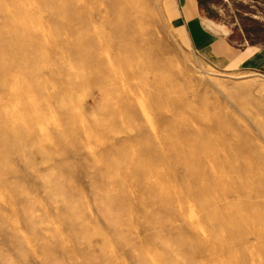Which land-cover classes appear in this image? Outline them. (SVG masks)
I'll return each mask as SVG.
<instances>
[{"label": "rangeland", "instance_id": "obj_1", "mask_svg": "<svg viewBox=\"0 0 264 264\" xmlns=\"http://www.w3.org/2000/svg\"><path fill=\"white\" fill-rule=\"evenodd\" d=\"M174 2L0 0V264H210L192 244L189 259L179 204L198 193V156L214 147L198 133L218 117L264 150V71L205 63L176 36ZM197 2L210 28L264 52V0ZM91 30L96 58L117 39L121 55L110 59L142 70L153 106L137 92L144 99L135 95L141 108L129 116L104 81L77 74L83 58L72 45ZM157 104L170 116L159 118ZM259 169L239 196L257 239L245 249L225 238L238 255L225 264H264ZM189 208L199 215L198 203Z\"/></svg>", "mask_w": 264, "mask_h": 264}, {"label": "bare ground", "instance_id": "obj_2", "mask_svg": "<svg viewBox=\"0 0 264 264\" xmlns=\"http://www.w3.org/2000/svg\"><path fill=\"white\" fill-rule=\"evenodd\" d=\"M80 30L82 32L81 28ZM112 31L114 34L116 33L115 31H118L117 25L113 24ZM112 31L109 32L112 33ZM117 38L119 40V37ZM82 39L85 44L83 43L84 45H81L78 40L75 43L73 42L72 49H78L77 52L82 55L83 58L81 63L86 64L87 71H84L80 63L77 74L81 75L83 78L91 80V86L93 87L98 86L100 81H104L106 86H103L102 90L119 97L122 105L121 112H125V114L129 116H134L135 112L137 114L139 113L137 108L139 106V103H137L139 99L137 100L136 98L137 102L135 101V95L136 97L138 96L137 92H145L147 94L146 98L148 102L153 106V101L156 98L159 99L156 96L157 91L153 89L155 86L150 88L137 78L136 72L141 75L142 70L140 68L135 69L128 66L126 63L124 69H122V65H119V63L117 65L110 59L107 51H111L114 57L121 55V44L117 39L112 41L117 50L116 48L114 49V47H111V44L103 43V47L100 49L101 52H103V55L99 58H96L95 44H97V42L94 40V31L91 30L86 32L83 34ZM134 52L135 51H133V53ZM128 77H130L131 81L133 80V87L126 85L125 82L129 80ZM175 77H182L180 70L175 73ZM80 79L82 78L76 76L71 78L75 83L80 81ZM124 79L127 80L125 81ZM68 87L73 88L70 82H68ZM102 90L98 94L99 98H102ZM142 93L140 96L143 98ZM140 96L138 97L140 98ZM141 103H143V101H141ZM144 106H142V108ZM175 106L178 107V105ZM156 107V112L159 114V118L166 119L167 116H170V110L168 107L159 106L158 104ZM147 112H149L148 109ZM139 115H141V113ZM145 118L149 120L148 117ZM176 118L178 117L176 116ZM184 121L186 122V120ZM189 122L193 121L191 120ZM57 123L59 126V122ZM210 125L212 126V129H201L198 133L200 140H208L214 144V147L209 150L208 153L205 154L202 152V154L200 153L198 156V159H200V165L196 170V176L194 175L196 179H198V193L180 200L179 204L182 208L181 219L183 237L186 253L188 257H190L189 259L193 258L195 254L198 253L199 255L211 258L210 264H225L228 260H232L234 255H237V253H235L237 252V249L235 248L233 240L226 243L223 241L225 238L229 237L230 239H236L238 247L245 249L251 245V238L257 239L256 235L258 232L256 231V228L254 227L252 229L250 226H254L255 224L253 217L248 213V204L239 202V196L242 197L244 196L242 193L245 194L247 192L246 179H248L247 176L252 167L261 172L259 168L260 166H264V150L256 141L247 139L245 136L241 135L234 126H226V123L219 120L218 117H216V122ZM143 128L142 124L136 126L138 131ZM198 137L195 140H198ZM191 203L199 204V215L197 213H192L193 211L189 208ZM201 218L203 219L205 226L200 225L198 222ZM260 221L261 217L259 216V224ZM258 229L257 226V230ZM190 244L198 247L197 253L188 251Z\"/></svg>", "mask_w": 264, "mask_h": 264}, {"label": "crops", "instance_id": "obj_3", "mask_svg": "<svg viewBox=\"0 0 264 264\" xmlns=\"http://www.w3.org/2000/svg\"><path fill=\"white\" fill-rule=\"evenodd\" d=\"M173 23L178 39L209 66L230 70L264 71V52L248 43L239 46L223 31L210 28L197 0H174Z\"/></svg>", "mask_w": 264, "mask_h": 264}]
</instances>
